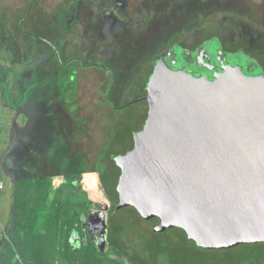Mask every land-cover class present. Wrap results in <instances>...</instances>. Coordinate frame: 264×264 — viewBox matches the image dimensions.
<instances>
[{"label":"rangeland","instance_id":"obj_1","mask_svg":"<svg viewBox=\"0 0 264 264\" xmlns=\"http://www.w3.org/2000/svg\"><path fill=\"white\" fill-rule=\"evenodd\" d=\"M76 2L85 8H82V21L79 10L74 23L68 26L72 39L65 40L64 33L61 41L42 34L37 36L46 42H62V71L43 78L31 77L28 81L19 77L18 61L14 67L10 66V77H0V94H5L9 102L13 94L22 93L21 88L40 84L39 94L61 96L67 111V123L64 119L62 123L77 127L72 139L83 142L82 148L90 153L95 150L102 155L108 151L115 158L131 148L130 136L142 128L146 118L143 86L158 59H164L176 70L182 68L179 62H184L187 70L192 67L197 74L208 78L218 73L217 68L228 64L241 67L247 76L259 75V69L264 73V0H74L73 3ZM31 4L30 16L36 17L42 29L49 26L46 8L52 17L51 11L61 10L68 3L34 0ZM33 38L27 39L38 43ZM176 47L178 60H175ZM112 86L115 95L121 91L118 99L114 93L110 94ZM39 116L44 125L55 126L52 111ZM36 128L28 133L31 140L39 136ZM107 139L120 143L112 146V142L106 143ZM1 156L0 264H144L146 261L264 264V246L241 244L214 252L195 249L194 253L192 246H189L192 249L185 246L189 243L185 240L181 243L172 233L165 234L170 238L164 244L162 237L152 235L151 224L139 221L130 208L115 210L111 206V212H104L109 204L99 185V174L95 170L89 172L96 167L94 163H62V186L70 181L82 189L73 194L62 186L59 192L60 176L37 177L32 170L27 171L29 164L36 167L37 163L12 161V156L6 154ZM100 164L106 171L108 163ZM90 198L98 200L97 204ZM75 205L78 209L74 214L71 211ZM81 222H95V234L100 236L109 233L111 241L107 246L115 253L113 258L99 256L83 240L72 245L66 242L74 231L82 234L88 228ZM102 223L104 229L99 227ZM158 246L161 248L156 249Z\"/></svg>","mask_w":264,"mask_h":264},{"label":"water","instance_id":"obj_2","mask_svg":"<svg viewBox=\"0 0 264 264\" xmlns=\"http://www.w3.org/2000/svg\"><path fill=\"white\" fill-rule=\"evenodd\" d=\"M179 63L153 64L117 189L210 248L264 243V75L228 64L208 78Z\"/></svg>","mask_w":264,"mask_h":264},{"label":"crops","instance_id":"obj_3","mask_svg":"<svg viewBox=\"0 0 264 264\" xmlns=\"http://www.w3.org/2000/svg\"><path fill=\"white\" fill-rule=\"evenodd\" d=\"M65 1L68 3L63 7L66 15L64 24L65 26H62V9L58 10L55 8L53 11H51V17L48 12L49 8H46V13L48 14L47 16L50 17V19H48L49 26L47 28L42 27L41 29L39 23L35 21L36 17L32 19L30 16V11H33V5L31 3H33L34 0H0V36L2 37L0 39V77H10V66L12 65L14 67L18 61L19 64H21L19 77H24V79L26 78L28 81H30L31 77L43 78L52 75V73L58 74L60 71H62V42H46L43 39L37 38V36L40 37L42 34L44 37H51V39L54 41L56 38L57 40L61 41L62 33H64L65 40H69V38L72 39V36L69 34L70 29L68 26L74 23L73 21L75 17H77V12L79 10V18H81L79 21H82L81 13L83 12L82 8H85V6H83L81 2H76L74 4V0ZM27 9H30L29 12ZM33 37L38 39V43L33 41L30 42V40L27 39ZM9 59L12 62H10ZM147 81L145 80L142 91H145V85L147 84ZM30 85L31 86L29 88L27 87L28 89L26 87L25 89L21 88L20 92L22 93L16 95L13 94L11 98H8L11 99L9 102L6 101L7 97L5 94H0V157H2L1 155L6 154V156H12V161L20 160L23 163H37L35 164L36 167L33 166V164H29L27 166V171L29 169L32 170L33 175H37V177L54 178L60 176L61 184L58 189L59 192L62 191V187H66V189L69 188V190L73 191V194H75L81 189L77 184L75 186L72 182L68 181L69 185L64 183V186H62V163L76 161L97 164L106 162L108 163L110 170L113 172L112 169H115L113 164L116 163L118 158L124 156L132 150L133 137L136 133L131 134L130 136L131 148L126 149L125 154L115 158H111L108 151L103 152L104 154L102 153L101 155L98 151L93 150V152L90 153L88 150L83 149V142H77L72 139V137L76 135L75 128L77 127H74V125L64 124V122L67 123L65 119L67 114L65 112L67 111L64 109L65 106L62 104V97L58 96L57 94L41 95L37 91V88L40 87V84ZM113 87L114 86H112L110 94L114 93ZM120 92L121 91L116 93V95L114 93L113 96L118 99ZM15 97H20V100H13L12 98ZM143 97H145L144 101L146 102V95H143ZM46 109H48V112L50 110L53 113V121H55V126H53V128L51 127L52 125H50V123L44 125L39 120L41 119L39 115L47 112ZM147 110L148 107L145 111L146 116ZM49 117L51 116L49 115ZM62 119H64L63 123ZM2 120H4L6 124H3ZM48 125L50 126L48 127ZM34 127H38L36 128L35 133L39 132V136L36 135L33 137L34 140H31V137L28 135V133ZM113 139L110 141L107 139L106 143L112 142V146L114 143H116V145L120 143L119 141ZM122 150H124V147ZM84 167H86V164ZM92 171L93 170L91 169L89 172ZM30 175L28 174L27 176ZM89 193L93 194L94 192L92 193L90 191ZM89 193L86 192V194ZM90 200L94 201L96 204L98 202V200H94L92 198H90ZM77 209L78 207L75 205L73 211L71 212L75 214ZM108 210L106 208L104 212L107 213ZM81 224L83 227L86 226L88 228L83 230L81 232L82 234L76 233L74 231L71 236L66 239V242H71L72 245V242H75L74 244H79V242H82L83 240L85 246H90V249H95L99 256L106 255V257L108 256L113 258L115 253L113 251H109L108 247L110 248V246H107L111 241L108 236L109 233H107V236H104L103 234V236H100L99 233L95 234V230L97 229L95 227V222H87L85 224L81 222ZM103 224L104 223L100 224L99 226L102 229H104ZM88 232L90 233V237L87 236ZM66 246L64 247L66 248Z\"/></svg>","mask_w":264,"mask_h":264},{"label":"trees","instance_id":"obj_4","mask_svg":"<svg viewBox=\"0 0 264 264\" xmlns=\"http://www.w3.org/2000/svg\"><path fill=\"white\" fill-rule=\"evenodd\" d=\"M64 10V9H62ZM70 13V12H68ZM66 13V14H68ZM65 12L62 13V26L64 27L65 25ZM171 66V65H170ZM254 66L260 68V65L254 64ZM152 70V69H151ZM150 73V72H149ZM148 73V75H149ZM259 73H263V71L261 69H259ZM264 74V73H263ZM148 80V77H146V81ZM96 165V168L94 167L92 170H95V173L99 174V185L101 186L102 192L104 190L105 194H106V200L111 202V206L112 209L114 208L115 210H121L124 208H130L132 209V211L137 215V218L139 219V221L144 222V223H150L151 224V231H152V235L156 236V237H162V240L164 244H166V242L168 241V239L170 238L169 236H166L165 234H171L174 235L175 234V238H177L178 241H180L181 243H184V240L189 243L186 244L185 246L187 247V249H192L189 246H192L198 251H209V252H214V251H220V250H224V249H229V248H224V249H217V248H210L208 246H205L204 244H201V242H198L196 239H194L191 235L187 234L185 232L184 229L174 226V225H168L166 223H164L158 216L156 215H151L150 213L146 212L145 210H143L138 203L136 202V200L131 196V195H125L123 193H120L117 189V184H118V176H119V167L117 166L116 163H114V167L115 169H112V175L109 178V183H107L106 181V177H105V173H103L102 171H100V169L98 168L100 163H94ZM87 166V165H86ZM109 168V166L107 167ZM94 172V171H93ZM107 186H109V188H107ZM110 206V208H111ZM109 208V212L112 211V209L110 210ZM108 212V213H109ZM169 231V232H168ZM172 231V232H170ZM174 231H177L174 232ZM168 232V233H167ZM257 245L260 246H264V243H256ZM256 244H248V245H256ZM158 245V244H156ZM161 246H158V248L156 249H160ZM184 251H187L186 249H184ZM196 252V251H195ZM154 261H156L154 258H151ZM147 262H152L153 264H155V262L153 261H146L144 264H146ZM168 264H174L172 261H168ZM166 264V263H164Z\"/></svg>","mask_w":264,"mask_h":264},{"label":"flooded vegetation","instance_id":"obj_5","mask_svg":"<svg viewBox=\"0 0 264 264\" xmlns=\"http://www.w3.org/2000/svg\"><path fill=\"white\" fill-rule=\"evenodd\" d=\"M171 65V64H170ZM173 65V63H172ZM153 68V67H152ZM152 72V70H151ZM151 72L149 73L148 77L150 76ZM263 74V73H262ZM264 75V74H263ZM145 95H146V85H145ZM102 164H99L98 168L100 169V171H102L103 173H105V177H106V181L109 180V178L112 175V171L110 170V168H107L106 171L104 170V168L101 166ZM110 181V180H109ZM109 181H107V183H109ZM107 188H109V186H107ZM103 195L105 194V192H102ZM106 195V194H105ZM104 195V196H105ZM109 206H111V202H108ZM109 212V210L107 211V213Z\"/></svg>","mask_w":264,"mask_h":264}]
</instances>
